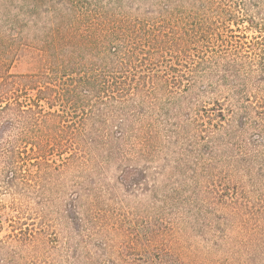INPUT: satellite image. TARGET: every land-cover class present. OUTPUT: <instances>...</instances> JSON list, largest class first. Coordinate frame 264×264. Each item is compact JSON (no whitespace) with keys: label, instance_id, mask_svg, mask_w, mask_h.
<instances>
[{"label":"trees","instance_id":"16d2710c","mask_svg":"<svg viewBox=\"0 0 264 264\" xmlns=\"http://www.w3.org/2000/svg\"><path fill=\"white\" fill-rule=\"evenodd\" d=\"M0 264H264V0H0Z\"/></svg>","mask_w":264,"mask_h":264}]
</instances>
